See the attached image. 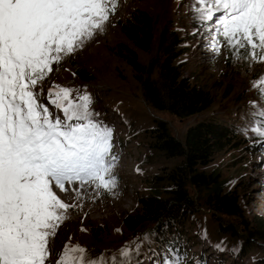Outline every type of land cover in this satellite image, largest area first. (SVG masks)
<instances>
[{
    "label": "snow or ice",
    "instance_id": "snow-or-ice-1",
    "mask_svg": "<svg viewBox=\"0 0 264 264\" xmlns=\"http://www.w3.org/2000/svg\"><path fill=\"white\" fill-rule=\"evenodd\" d=\"M119 3L0 0V264H144L145 245L151 264H207L206 258L189 260L173 240L157 250L154 232L111 254L93 256L79 243L54 251L60 225L77 207L63 197L72 193L80 200L90 190L112 194L118 156L114 128L99 118L91 95L49 85L48 76L53 65L106 30ZM187 10L191 34L207 41L210 31L207 46L214 54L224 49L249 70L264 64V0H189ZM201 23L204 29L195 26ZM251 85L254 110L239 132L264 148V73ZM224 243L213 247L226 251Z\"/></svg>",
    "mask_w": 264,
    "mask_h": 264
},
{
    "label": "rangeland",
    "instance_id": "rangeland-1",
    "mask_svg": "<svg viewBox=\"0 0 264 264\" xmlns=\"http://www.w3.org/2000/svg\"><path fill=\"white\" fill-rule=\"evenodd\" d=\"M188 4L189 0H120L104 32L60 65H53L48 84L79 89L81 93L91 95L94 99L92 107L100 113L99 118L114 128L113 152L118 156L115 168L118 186L112 194L103 190L97 194L90 190L80 200L74 199L72 193L63 197L77 207L70 210V219L61 224L57 231L53 246L57 253L65 243L70 246L79 243L91 250L93 256L101 251L111 254L143 234L152 233L149 223L131 232L124 228L122 220L126 215L134 214L141 194L158 192L165 196L170 187L163 173L159 172H163L161 167L169 168L172 163L150 145V132L155 120L165 121L171 135L183 140L186 128L195 121L214 114L224 118L238 134L239 141L234 147L218 152L206 171L212 172L213 176L219 174L227 186L225 190L229 188L237 192L242 218L247 222H251L256 215L264 218V148L250 144V139L239 132L240 128L246 126L249 114L254 110L249 104V101L257 98L251 81L264 73V64H256L249 70L244 62H235L224 49L214 54L207 46L212 40L210 31L204 33L207 41L202 36L191 34L193 22L189 19ZM136 8L151 13L154 22L153 44L148 53L139 52L142 63H150L153 75H156L158 62L163 56V44L174 35L176 42L186 51L181 58V71L193 83L209 90L215 98L210 111L180 118L165 111L153 110L146 103L134 72L114 52L119 42H126L120 32V21L127 19ZM195 26L205 28L203 23ZM73 65L86 70L94 79L75 75ZM44 90L47 92V87ZM78 94L73 92L74 96ZM157 173L159 176L155 180ZM209 193V189L195 192L190 188V197L197 210H193L192 216L194 231L188 232L189 241L183 244L189 259L203 254L207 264H253L257 252L264 253V242L249 239L242 243L243 238L239 233L234 237L231 227L237 231L242 218L228 216L208 207ZM205 230L207 239L202 238ZM221 241L225 242L226 251L220 252L213 247ZM248 246L254 250L243 256L241 253ZM144 251L147 256L140 259L144 264H151L147 245Z\"/></svg>",
    "mask_w": 264,
    "mask_h": 264
},
{
    "label": "trees",
    "instance_id": "trees-1",
    "mask_svg": "<svg viewBox=\"0 0 264 264\" xmlns=\"http://www.w3.org/2000/svg\"><path fill=\"white\" fill-rule=\"evenodd\" d=\"M119 28L126 42H119L114 52L134 72L143 98L153 110L186 118L213 108L215 98L212 93L193 83L189 76L181 71V58L186 51L176 42L174 35L163 44V56L158 62L156 75H153L150 63H142L140 60L139 52L148 53L154 41L151 13L136 8L127 19L120 21ZM73 73L89 80L94 79L92 74L79 66L74 67ZM150 137L152 148L163 153L172 163L169 168L161 167L163 172H159L163 173L170 187L165 196L158 192L141 194L134 214L126 215L122 220L126 230L133 232L141 225L149 223L152 225V233L156 234L154 247L158 248L157 250L170 240L174 241L176 247L183 246L189 241L188 232L194 231L192 216L193 210H197V205L190 197V188L195 192L209 189L210 198L206 202L208 207L228 216L242 218L237 192L229 188L225 190L227 186L221 176L217 173L213 176L212 172L206 171L218 152L234 147L239 141L238 134L224 118L214 114L195 121L186 128L183 140L171 135L165 121L155 120ZM155 175L156 180L159 175ZM239 227L237 231L234 227H231V230L234 237L237 233L241 235L242 243L248 242L249 239L264 242L262 216H254L251 222L242 218ZM253 250L248 246L241 254L245 256ZM257 253L253 264H264V253ZM200 258L203 259L204 255H200Z\"/></svg>",
    "mask_w": 264,
    "mask_h": 264
},
{
    "label": "bare ground",
    "instance_id": "bare-ground-1",
    "mask_svg": "<svg viewBox=\"0 0 264 264\" xmlns=\"http://www.w3.org/2000/svg\"><path fill=\"white\" fill-rule=\"evenodd\" d=\"M202 253V252H201Z\"/></svg>",
    "mask_w": 264,
    "mask_h": 264
}]
</instances>
